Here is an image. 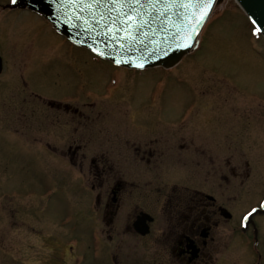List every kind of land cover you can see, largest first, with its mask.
Returning a JSON list of instances; mask_svg holds the SVG:
<instances>
[{
  "label": "flooded vegetation",
  "instance_id": "flooded-vegetation-1",
  "mask_svg": "<svg viewBox=\"0 0 264 264\" xmlns=\"http://www.w3.org/2000/svg\"><path fill=\"white\" fill-rule=\"evenodd\" d=\"M52 33L61 50L83 53ZM51 49L57 55L61 51ZM50 52L38 54L47 67L54 57L48 56ZM0 57L1 78L7 66L1 53ZM90 61L105 65L95 57ZM69 64L76 80L68 92L43 96L31 89L30 80L21 79L23 91L27 87L22 99L32 104L27 114L24 106L13 110L17 115L22 112L29 125L36 113V97L42 99L45 122L57 127L55 136L61 143L49 149L70 170L78 171L90 218L106 226L107 235L94 223L101 252L105 235L113 243L111 264H128L130 256L138 258V264H264V228L259 219L264 214H256L242 228L244 213L264 196V147L257 149L255 157H246L243 125L239 132H227L228 112L247 122V127L248 119H264V104L260 110L241 106L229 110L221 94L197 91L185 106H167L164 89L153 90L152 83L146 97L140 90L139 102L112 115L116 106L101 102L114 100L122 78L106 92L112 81L108 70L101 92L88 88L85 93L77 61L69 60ZM154 81L163 86L162 78ZM205 96L210 104H201ZM103 112L113 125L122 127L95 123ZM253 128L263 135L264 127ZM261 140L255 136L254 144ZM68 250L73 257L74 248Z\"/></svg>",
  "mask_w": 264,
  "mask_h": 264
},
{
  "label": "rangeland",
  "instance_id": "rangeland-1",
  "mask_svg": "<svg viewBox=\"0 0 264 264\" xmlns=\"http://www.w3.org/2000/svg\"><path fill=\"white\" fill-rule=\"evenodd\" d=\"M4 1L0 0V53L7 66V73L0 78V264H65V239L78 247L80 264H111L113 243L106 236L103 222H94L89 216L78 171L70 170L49 149L59 148L61 143L55 136L57 127L50 128L45 122L42 99L36 97V113L29 125L22 112L17 115L13 110L24 106L27 114L32 104L22 99L27 87L24 92L21 79L30 80L31 89L43 96L57 97L68 92L76 80L69 60L77 61L84 75L85 93L88 88L100 89L110 68L92 63L86 52L71 54L61 50L46 24L34 14L9 13L1 5ZM253 29L234 0H219L203 30L201 50L187 56L173 70L154 69L146 76L120 70L122 81L116 97L101 104L116 106L112 115L119 114L139 102L142 91L146 97L153 80L160 75L167 81L163 101L167 106L183 107L197 91H210V95L221 94L229 110L236 106L260 110L264 104V40ZM52 47L61 50L59 55L53 53ZM48 51V56L56 59L49 58L47 67V61L38 54ZM177 76L182 81L175 80ZM208 100L205 96L201 104H210ZM248 120L251 124L246 127L247 122L228 112L227 132H239L243 125V146L246 157L251 158L264 147V131L261 136L253 128L264 127V119ZM211 121L217 125L214 119ZM95 123L122 127L113 125L104 112ZM255 136L262 137L257 144ZM259 219L264 228V216ZM94 223L106 232L103 252ZM135 259L138 258L130 256L126 261L138 264ZM144 259L151 261V257ZM73 260L70 257L68 264Z\"/></svg>",
  "mask_w": 264,
  "mask_h": 264
},
{
  "label": "water",
  "instance_id": "water-1",
  "mask_svg": "<svg viewBox=\"0 0 264 264\" xmlns=\"http://www.w3.org/2000/svg\"><path fill=\"white\" fill-rule=\"evenodd\" d=\"M237 1L257 27L264 26V0ZM215 2L204 7L194 0H16L14 5L41 13L104 58L143 68L173 65L189 52Z\"/></svg>",
  "mask_w": 264,
  "mask_h": 264
},
{
  "label": "snow or ice",
  "instance_id": "snow-or-ice-1",
  "mask_svg": "<svg viewBox=\"0 0 264 264\" xmlns=\"http://www.w3.org/2000/svg\"><path fill=\"white\" fill-rule=\"evenodd\" d=\"M13 3L16 2V0H12ZM136 3H139L140 0H135ZM157 2H159V0H157ZM195 3L199 4L200 6H204L207 7L209 5L212 4L213 0H194ZM207 15V12H205L201 17L200 20H203L204 16ZM200 20H197V23L200 22ZM255 23V22H254ZM254 33L256 35H264V26H260V27H254L253 29ZM140 67H143V65H139ZM261 208H264V204L260 205ZM257 209L253 208L251 210V212L247 213V215H245L244 220H247L249 216H251L254 212H256Z\"/></svg>",
  "mask_w": 264,
  "mask_h": 264
},
{
  "label": "bare ground",
  "instance_id": "bare-ground-1",
  "mask_svg": "<svg viewBox=\"0 0 264 264\" xmlns=\"http://www.w3.org/2000/svg\"><path fill=\"white\" fill-rule=\"evenodd\" d=\"M201 48H202V46L200 47V49H199V50H201ZM195 53H196V52H195ZM195 53H194V54H195ZM184 60H185V58H184ZM184 60H182V62H183ZM182 62H181V63H182ZM181 63H180V64H181ZM117 90H118V89H117Z\"/></svg>",
  "mask_w": 264,
  "mask_h": 264
}]
</instances>
